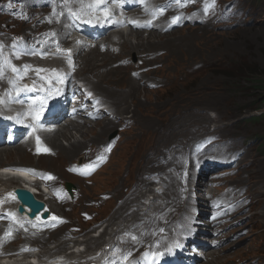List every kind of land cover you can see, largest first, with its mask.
<instances>
[{
	"label": "rangeland",
	"instance_id": "374dc122",
	"mask_svg": "<svg viewBox=\"0 0 264 264\" xmlns=\"http://www.w3.org/2000/svg\"><path fill=\"white\" fill-rule=\"evenodd\" d=\"M143 1L135 0L137 13L128 11L141 25L156 18L155 6L159 7L163 1L165 6L159 9L168 10L169 1ZM224 3L229 4L230 13L219 11L220 17L218 8ZM214 5L209 14L200 9H203L201 0H191L178 11H187L186 19L200 22L185 20L188 22L181 25L180 20L168 31L160 28L173 24L169 20L150 30L112 27V35H102L95 47L94 42L79 45L82 42L77 39L86 36L71 30L62 0H0L1 50L17 52L14 63L27 58L23 52L37 48L36 38L47 42L55 35L54 26L48 24L49 11H54L55 20L61 21L62 35L66 40L77 41L68 44L70 52L76 53V62V47H86L78 57L76 75L106 107L99 118L83 127L89 137L85 134L86 138H82L72 127H68L69 139L59 136L67 146L69 141L86 142L103 131L97 141L87 142L74 158H60L47 138L43 141L52 153L50 161L38 159L41 155L33 153L36 145L30 142L26 145V140L8 149L14 153L19 145H26V157L14 156L13 160L3 153L2 161L52 174L54 178L48 185L63 188L62 199L53 192L48 201L53 214L64 218L54 227L58 229L50 232L60 235L38 236L36 240L42 244L26 240V247H20L22 251L41 253L44 263L48 258L54 262L62 258V264H90L86 258L107 249L103 247L108 246L109 238L116 247L97 259L102 264L110 256L115 262L132 250L136 251L135 257L140 253L138 248L149 252L151 240L146 238L147 230L158 221L169 222L168 227L179 225L168 234V242L172 235L178 233L181 239L182 233L188 231L196 238L206 236L201 239L211 246L204 251L197 246L188 248L194 255L193 264H264V90L259 88V82H264V0H219ZM224 18L232 21H223ZM144 19L147 20L142 22ZM126 37L131 45L137 44L138 39L142 45L132 49L124 43ZM115 41L118 44H109ZM35 53L31 51L28 58ZM82 56L93 57L92 65ZM67 57L65 48H61V53L51 58ZM43 63L56 64L45 59ZM94 64L97 67L90 72L87 67ZM48 65L41 71L53 74L54 68ZM5 81L3 77L0 86ZM70 97L73 99L72 94ZM17 117L21 119L19 113ZM105 119L112 123L102 129ZM114 131L111 142L114 147L105 150ZM33 133L32 130L26 139L33 138ZM217 140L216 149L223 151L227 161H234L233 165L225 166L226 162L219 158L222 155L215 154L217 150H207L200 154L204 158L197 159L203 149ZM93 156L99 169L91 178L80 182L68 172L69 166L77 163L81 166V162ZM9 183L1 186L7 188ZM221 197L229 201L216 199ZM12 202L10 197L2 200L8 206ZM210 207L217 221L211 226L203 212H209ZM135 219L138 220L134 223ZM194 223L200 224L199 228L205 232H199ZM40 227H30L29 233ZM20 240H24L23 234L2 241L0 253L11 244L13 248L16 244L23 246ZM61 243L64 244L59 247ZM89 250L91 254L87 255L85 252Z\"/></svg>",
	"mask_w": 264,
	"mask_h": 264
},
{
	"label": "bare ground",
	"instance_id": "6f19581e",
	"mask_svg": "<svg viewBox=\"0 0 264 264\" xmlns=\"http://www.w3.org/2000/svg\"><path fill=\"white\" fill-rule=\"evenodd\" d=\"M118 1L119 0H117V3H118ZM110 2V0L108 1V3ZM162 5H164L163 3H162ZM108 6V5H107ZM131 8V7H130ZM173 8V7H172ZM129 9V8H128ZM58 10H59V8H58ZM128 11H130V10H127V11H125V9L123 8V9H118V8H116V10H115V12H120L121 13V17L120 18H118V21H117V23L118 24H121V25H124V24H127V25H130L131 27H137V25H136V20L138 19V18H134V17H131L129 14H128ZM175 13V12H174ZM174 13H173V15H174ZM53 12L52 11H49V15H50V19H49V25L50 26H54L53 28H54V30L56 31V33H55V35L54 36H52L47 42H42L41 40H39V39H37L36 38V42L38 43V44H36L35 46H39L40 47V50L41 51H43V52H46V51H56L57 49H56V46H52L51 45V40L52 39H55V40H57L58 42H57V46H59V47H67V50H70V47H69V45L68 44H70V43H77V41H75V39L74 38H71L70 40H65L66 39V37L65 36H63L62 35V32L60 31V28H62V26H61V21H58V22H56L55 20H54V17H53ZM156 14H157V16H158V18L157 19H155L154 21H152L151 23H152V25H151V28H153V27H157L158 26V24H160L161 22H163L162 20H163V16H161V14H160V12H159V10L157 11L156 10ZM170 17V16H169ZM58 19V18H57ZM159 19H160V21H159ZM188 19V18H187ZM147 19H144V20H141L142 22L143 21H146ZM160 22V23H159ZM149 23V22H148ZM171 23H173L172 21H171ZM154 24H157L156 26H154ZM178 23H173V24H169L168 23V25H164V26H168V28H172V27H174L175 25H177ZM163 26V27H164ZM109 28L110 27H108V25L106 24V25H102V21L101 20H97L95 23H92V24H89V27L86 29V30H89L90 31V35H94L93 37H92V39H91V43H95L96 44V46L95 47H98L97 45L99 44L98 43V40L100 39V38H102V35H104V34H106V33H108L107 35H112V32H109ZM150 30V28L149 27H147V26H145L144 27V29H141V30ZM161 30H163V28H160ZM140 30V31H141ZM119 33H121V31L119 30L118 31ZM120 35V34H119ZM33 36V35H32ZM130 40V39H129ZM128 40V38L126 37L125 39H124V43L126 44V45H129L132 49H135V48H137V47H140L141 45H142V42L140 41V39H138L137 40V44H135V45H131V43H130V41ZM82 42V41H81ZM147 42V41H146ZM100 43H104V42H100ZM118 44V42H113V43H109V44ZM79 45H86V43L85 42H82V43H79ZM120 45H121V43H120ZM111 46H113V45H111ZM129 46H128V48H129ZM150 46V45H149ZM88 47V49H89V46H87ZM79 47H76V49L78 50V52H77V62H76V58H75V55H76V53H71V52H69L70 54H71V56L73 57V63H71L67 68H69L68 70L69 71H65V70H61L60 68H59V66H58V63H56V64H54V65H50L49 67H54L55 68V70H57L59 73H60V71L61 72H65L66 74H67V76L70 74V72L72 71L73 72V74H75L76 75V67H77V64L76 63H78V57H79V55H80V53H82L81 52V50H84V49H86V47L85 46H81L79 49H78ZM91 48V47H90ZM94 48V47H93ZM2 51V50H1ZM89 51H91V50H89ZM84 56H82V59H85V60H87V64L88 65H92V61H93V57H84ZM39 58H42V56L40 55V54H36V56L34 57V59L35 60H37V59H39ZM25 62H22L21 64H24ZM17 66L19 65L18 63L16 64ZM25 66H29L30 65V61L28 60L27 61V63H25L24 64ZM56 65V66H55ZM1 66H2V64H1ZM118 66V65H117ZM96 64H94L93 66H91V67H87L89 70H90V72H92V71H94L95 69H96ZM4 67L2 66V71L5 73V75H6V72H5V68L3 69ZM88 71V70H87ZM89 72V73H90ZM22 73V72H21ZM94 73V72H93ZM36 74V73H35ZM24 75V73H22L21 74V76H23ZM37 75H40V77L42 76L41 74H37ZM76 76H78V75H76ZM18 77H20V76H18ZM79 77V76H78ZM27 78H29V76L28 77H26L25 79H27ZM48 78V77H47ZM81 78V77H80ZM30 79V78H29ZM49 79V78H48ZM39 81H41V80H39ZM41 85H43V83H41ZM64 85H60V89L63 87ZM1 87V86H0ZM88 89L90 90H92V88H90V87H88ZM8 90H9V88H8ZM90 90V91H91ZM132 93V92H131ZM49 94L51 95L52 94V98H53V103H54V105L59 109V116H60V114H61V112H62V110L64 109L63 107H64V102L62 101V99L64 98V94H60V93H58V91H52V92H49ZM96 94V93H95ZM12 97H15V99L16 100H18L19 98H21V94L19 93L18 95H14V94H12ZM9 99H7L5 102H7ZM5 102L3 103V102H0V107L1 106H5ZM70 108H72V105L70 106ZM20 109H18V110H16L15 111V114H12L11 112H9L7 109H5V110H2V113L4 114V115H6L7 117H9V118H11L12 120H13V124L15 125V128L11 131V134H12V136H14L15 137V139L14 140H16L17 138H19L20 137V135H21V133H23V134H25L26 133V131H27V128H26V124H25V121H27V120H24V122H20V121H18V120H16L15 119V117H17V113H19L20 114ZM101 112H102V108H101ZM76 114L78 115H82V112L81 111H78V112H76ZM66 115H69L68 113L66 114ZM20 118H21V115H20ZM66 117L64 116L63 117V120L65 119ZM21 120H22V118H21ZM62 120V121H63ZM105 120H107L103 125H102V129L103 128H107V126H109L112 122L110 121V119L108 120V119H105ZM69 121V122H68ZM68 121H66L67 123H63V126H61L62 128H64V130L66 129V131H64L62 128H60V127H58V125H60L61 124V122H59L58 124H57V127L56 128H54V129H52V130H38L37 129V127H34V129H33V131H34V133H33V138H29V139H27L26 140V145L28 144V142H30L32 145H37L36 144V140H35V138H39L42 142H43V144L47 147V148H49L48 146H47V144L43 141L44 139L46 140V138L49 140V143L51 144V146H52V148L55 150V153H57L58 154V156L61 158H64L65 160H68V159H70V158H74L75 156H76V154L78 153V152H80L81 150H82V148L84 147V145L87 143V142H89V141H91L92 140V142H95V141H97L98 139H99V137H100V135H102V133H103V131L101 130L100 131V133L96 136V138H92V139H89V140H87L86 139V142H81V141H79L78 139H74L73 141H69V143H68V145L67 146H64L62 143H61V141H60V139H59V136H62L63 138H66V139H69V137H70V135L67 133L69 130H68V127H72V128H74V129H76V131H79L83 136H82V138H86V136H85V134L88 136V134L86 133V131H84L83 130V127L86 125H90L91 123H90V121L89 120H87V119H83V118H81L80 116H78V117H74L73 119H71V120H68ZM79 121V122H78ZM84 122V123H82V122ZM28 122H30V125L32 124V122L31 121H28ZM50 123V122H49ZM54 123H56V121L54 122ZM47 124H45L44 126H46ZM107 133V132H106ZM106 133H104V135L106 134ZM45 134H46V136H45ZM109 134V133H108ZM42 135V136H41ZM71 136H73V134L71 133ZM89 137V136H88ZM3 139V133H2V131L0 132V163H1V166L0 167H14V168H17V169H27V168H25L23 165H20V164H16V162H14V163H11V162H4V161H2L1 160V157H2V155H3V153L5 154V155H10V157L9 158H11V159H15V158H12V157H14V156H18V157H20V156H22V157H26L27 156V154H26V152H25V146L23 145H19V147H17L16 149H15V152L14 153H9V151H8V149L10 148V146L11 145H6L5 144V142L2 140ZM107 142H105V144H106ZM14 144V143H13ZM104 144V145H105ZM5 146H7V147H5ZM232 146L233 147H235L236 146V142L235 141H233L232 142ZM4 147V148H3ZM107 149H109V147H106V149L105 150H107ZM226 153H230V154H232V153H235V151H226V150H224ZM12 152V151H11ZM223 152V151H222ZM39 155H41V156H38L37 158L38 159H41V160H43L44 162L45 161H50L51 159H52V153H50V150H47V151H45V152H43V153H41V154H39ZM12 160V161H13ZM207 159H204L203 161H206ZM199 162V161H198ZM195 163H197V162H195ZM78 164V163H77ZM85 166H86V168H80L79 166L80 165H71V166H69L68 167V172L74 177V178H76V179H79V181L80 182H82V180L83 179H88V178H91L93 175H91L94 171L95 172H97L98 171V169H99V167L97 166L98 164H96V160H95V156H93L92 158H87L86 159V161H85ZM83 164H81V166H82ZM199 166V165H198ZM20 167H22V168H20ZM58 169H60V167H58ZM51 175V179H53L54 178V176L52 175V174H50ZM172 176V175H171ZM170 176V177H171ZM1 178H4V179H6V180H8V181H10L11 182V185H12V183L13 182H17V183H15V184H13V188H16V187H19V186H33L31 183H29V182H27V181H25V180H21L22 182H23V184H19L18 183V181H19V179H16V178H14V177H12V176H9V175H7V174H5V175H0V179ZM172 178V177H171ZM174 178V177H173ZM164 180V179H163ZM172 183V182H171ZM5 184V183H4ZM68 184V183H67ZM9 187L10 186H8L7 188H5V187H2L3 189H1L0 191H2V192H0V200L1 199H3V198H5V197H9V193L11 192V191H8L9 190ZM12 193V192H11ZM59 193L61 194V191H59ZM37 197H40V194H38V195H36ZM223 196V195H222ZM62 197L63 196H61V199H62ZM130 197H131V195H130ZM130 197H128L126 200H128ZM10 198L11 199H14L15 198V194L14 193H12V194H10ZM169 199V198H168ZM15 200V199H14ZM2 205V203H0V206ZM202 207L200 204H197V207ZM216 206H217V204H216ZM204 207V206H203ZM220 207V206H219ZM3 207H0V209H2ZM49 210H50V208H49ZM118 213V212H117ZM63 218V217H62ZM63 220H64V218L62 219V222H63ZM138 219H135V220H133V222L135 221H137ZM145 221H147V220H145ZM215 221L216 220H208L207 221V223H208V225L209 226H211V225H213V224H215ZM134 222V223H135ZM206 222V221H205ZM61 223V222H60ZM60 223H58L56 226H58ZM50 224H53V222H51ZM41 225H43V229H47V228H49V229H47V230H43V231H35V235H33L32 236V234H30L29 232H30V229H19L18 227H15V226H13L12 224H10L9 222H5V221H3L1 218H0V243H2V241H5V240H10V238H11V236L12 237H14V236H16V235H20V234H23V236H24V240H20V241H22V245L23 246H25V244L27 243L26 242V240H32V241H35V242H37L38 244L40 243V244H42L41 242H39L38 240H36V239H38V236H39V238L40 237H42L43 235L45 236V234H48V235H51L50 234V232H52V231H55L56 229H58V228H51V227H49L48 226V223H44V224H41ZM194 226L196 227V229L197 228H199L200 227V224H197V223H194ZM171 227H173V225L171 226ZM179 227V225H176V227H174V228H178ZM143 228V227H142ZM171 228H168L167 230H170ZM199 229H201V228H199ZM17 232V233H16ZM170 232V231H169ZM60 235V234H59ZM58 234H53V235H51L53 238H57V236H59ZM201 238H205L204 236H199V238H194V241H193V245L196 243V242H198V243H200V242H202L201 240ZM201 239V240H200ZM155 240H157V236H155V238L153 239V244H154V242H155ZM7 242V241H6ZM88 242V241H87ZM63 244L64 243H61L60 245H59V247H61V246H63ZM128 244V243H127ZM132 244V243H131ZM130 244V245H131ZM13 245H15V244H13ZM19 244H16L15 246H14V248L12 247V244H11V246H9L8 248L7 247H3L4 248V250H2L3 252H1L0 253V255H2V254H5V253H8V252H13V253H15L16 251H18L19 249H20V247H22V246H18ZM21 245V244H20ZM32 245V244H31ZM78 245V244H77ZM76 246V245H75ZM74 247V246H73ZM18 249V250H17ZM6 251V252H5ZM10 252V253H11ZM50 252H51V250H50ZM205 252H207V250L205 251ZM45 253H47V252H45ZM39 255L41 254V253H38ZM91 253H87V255H90ZM44 256H46V255H44ZM98 256V255H97ZM97 256H93V257H89L88 259L86 258V260H88V262H90V264H98V261H101V260H99V259H97ZM187 256L191 259V254H189V253H187ZM70 257V256H69ZM71 258V257H70ZM70 258H69V260H70ZM67 260H68V257H67ZM66 260V261H67ZM111 262H112V258H110L109 259ZM136 261H138V259H135ZM140 260V259H139ZM180 260L183 262L182 264H189V262L185 259V257H181L180 258ZM53 263V262H52Z\"/></svg>",
	"mask_w": 264,
	"mask_h": 264
},
{
	"label": "clouds",
	"instance_id": "9594fccd",
	"mask_svg": "<svg viewBox=\"0 0 264 264\" xmlns=\"http://www.w3.org/2000/svg\"><path fill=\"white\" fill-rule=\"evenodd\" d=\"M109 1V0H108ZM166 2L167 1H169L168 3H169V6L171 5L173 8L172 9H170V7L169 6H166L167 8H168V10L166 11V10H164V9H159L160 8V6L162 5V3L164 2H162L161 4H158L157 6H159V7H156L155 6V15H156V18L155 19H157L158 17H157V14H156V10L158 11L159 10V12H160V14H161V16H164V21L161 23L162 25L163 24H165L168 20H169V22L170 21H172V17H174V16H179V21L181 20V22H182V24L181 25H184V24H186L188 21L189 22H200V20L199 19H195V20H192V21H190L189 20V17H188V19H186L185 18V13L187 12V11H185V12H179L178 11V9L179 8H181V6H178L177 5V3H176V0H165ZM218 1L219 0H201V3H203V8H204V6H205V3L207 2V3H209V4H213V3H218ZM60 2H61V0H60ZM62 2H63V4H64V7L65 8H67V17L69 18V20H70V24H71V30L72 31H74V32H76V33H79V34H82V35H84V36H86V39H83V38H80V39H77V41H82V42H85L86 43V45H89L90 43H91V39H92V37L94 36V35H90V31L89 30H86L88 27H89V24H92V23H95L97 20H101L102 21V25H108V27H110L109 28V32H112L111 30H112V27H124V26H126V27H128L129 29H132V28H142L143 27V29H144V27L145 26H147V27H149V28H151V25H152V21H154L155 19H153L152 21L151 20H148V21H146V24H144V25H141L140 24V22L138 21V19L136 20V23H138V24H136L137 25V27H131L130 25H127V24H124V25H121V24H118L117 23V21H118V18H120L121 17V13L120 12H115V10H116V8H118V9H125V11H127V10H130V11H134L135 13H137V9L139 8V7H137L136 6V2H135V0H122V2H120V0L118 1V3H117V0H110V2L108 3L107 2V4H106V6H107V8L109 9V11L112 13V15H111V22H105V20H104V15H103V13L102 12H99V11H87L86 10V6H87V4L88 3H90L91 2V0H84V6H85V11H81V4L79 3V2H69L68 3V5L67 6H65V0H62ZM144 2V1H143ZM162 6H165V5H162ZM218 6V5H217ZM131 7V8H130ZM216 6H214L213 8H215ZM69 8L71 9V12H69ZM129 8V9H128ZM200 9L203 11V9L200 7ZM229 4H227V3H224V4H222V7L221 8H218V13L217 14H220V17H222V14L221 13H219V11H224L225 13H230V11H229ZM52 11V10H51ZM53 13H54V11H52ZM175 12V13H174ZM204 12V11H203ZM74 13V14H73ZM172 13H174V15H172V16H170V14H172ZM208 13L210 14V9H209V11H208ZM54 15L55 14H53V17H54ZM72 15H74L75 17H74V19H76L77 20V18H78V20H79V26H78V29H80L79 30V32H78V30H76L75 28H74V26H75V23L76 22H72V19H71V17H72ZM191 15V14H190ZM50 16V15H49ZM170 16V17H169ZM49 19H50V17H49ZM49 19H48V24H49ZM232 19V18H231ZM231 19H229V20H227V19H225L224 18V20L223 21H232ZM234 19H236V18H234ZM54 20H55V18H54ZM185 20H188V21H185ZM56 21V20H55ZM89 21H92L91 23H89ZM56 22H58V21H56ZM149 22V23H148ZM186 22V23H185ZM157 24H154V26H156ZM158 25H160V24H158ZM153 28H156V27H153ZM75 29V30H74ZM169 30V28H168V26H165L164 28H163V31H168ZM56 32V31H55ZM114 33V32H113ZM106 34H108V33H106ZM66 40V39H65ZM57 40H55V39H52L51 40V45L52 46H56V51L54 52L53 50L52 51H46V52H43V51H41L40 50V47L39 46H37V48L34 50V48H31V49H27V52H23V54H24V56L25 57H27V58H24V59H22L21 61H19L18 62V64H21L22 62H25V63H27V61L29 60L30 61V65H29V70H28V73L31 75V76H35V75H37V74H41L42 75V77H45L47 80H50V81H52V83L54 82V83H56V82H58V81H56V79H55V77H57L58 75H61L62 73V75H66L65 76V79L61 76V81H66V83H65V85H64V87H71V85L74 83V84H76V85H79L80 83H83L81 80H80V78L78 77V76H76V75H73V72L71 71L70 72V74L67 76V74L65 73V72H61L60 71V73L57 71V70H55V68H54V73L53 74H49V73H43L41 70H42V68L43 67H45V66H47L48 64H46V63H43V60L45 59L46 61L47 60H50V61H52V62H56V63H58V66H59V68L61 69V70H65V71H69L68 69L69 68H67L71 63H73V57L71 56V54L68 52V50H67V47L65 46V47H59V46H57V42H56ZM76 41V40H75ZM61 48H65V51L66 52H68V56L69 57H67L66 59H61V60H52V55H56V54H60L61 53ZM31 51H33V52H36L33 56H32V58L31 59H29L28 57H30V53H31ZM36 54H40L41 56H42V58H39V59H37V60H35L34 59V57L36 56ZM52 54V55H51ZM51 55V56H50ZM69 60L71 61V63H69ZM14 64H17V63H14ZM48 66H50V65H48ZM36 73V74H35ZM40 76V75H39ZM72 76H75L77 79L74 81L73 79H72ZM49 79H48V78ZM46 82V81H45ZM84 84V83H83ZM47 85V83H43V86H46ZM85 85V87H86V90H87V92L90 94V96H95L96 97V95L94 94V91L93 90H89L88 89V86L86 85V84H84ZM96 120V119H95ZM115 132V131H114ZM112 133V134H114V136H115V134L116 133ZM112 134H110V136H112ZM69 186H71V185H69ZM69 186H67V189H68V187ZM156 219V218H155ZM155 219H153V220H155ZM207 221V220H206ZM168 223L169 222H165L164 224H163V222L161 223V222H158V221H155L153 224H152V222H150V225H151V229H149L148 228V230H147V234L146 235H149V236H156L157 234H165L166 236H168V234H170V232L172 231V228L176 225V223L175 224H171V225H173V227H171V225L168 227ZM165 227L168 229V228H171L170 230H168L167 231V229H165ZM22 229V228H21ZM161 229H163L164 230V233L161 231ZM200 230H204V229H198V231L200 232ZM205 230H207L208 231V229H205ZM170 231V232H169ZM200 236V235H199ZM199 236H197V238H199ZM148 237V236H147ZM146 237V238H147ZM205 238H206V236H204ZM167 240V239H166ZM201 240V239H200ZM165 241V240H164ZM193 241L194 240H190V243H189V245H188V247H187V250H188V248H190V245L193 243ZM202 242H200L199 244V247L200 248H202L203 249V251L206 249V248H208L209 246H211V244H208V243H206L204 240H201ZM200 258V257H199ZM196 264H198V263H196Z\"/></svg>",
	"mask_w": 264,
	"mask_h": 264
},
{
	"label": "snow or ice",
	"instance_id": "6c2138e0",
	"mask_svg": "<svg viewBox=\"0 0 264 264\" xmlns=\"http://www.w3.org/2000/svg\"><path fill=\"white\" fill-rule=\"evenodd\" d=\"M69 2H79L81 4V11H85V6H84V0H65V6L68 5ZM108 0H91L90 3L87 4L86 6V10L87 11H99L102 12L104 15V20L105 22H111V15L112 13L109 11V9L107 8L106 4H107ZM120 2H122V0H120ZM141 3H143V0H140ZM191 2V0H176V3L178 6H185L187 3ZM215 5L213 4H209V3H205V6L203 8V11L205 13H208L210 8H213ZM69 12H71V9L69 8ZM74 14V13H73ZM193 15H195V13H193ZM92 21H89V23H91ZM172 22L173 23H178L179 22V16H174L172 17ZM70 52V50H68ZM5 63H10L8 61H5ZM69 63H71V61L69 60ZM0 71H2V66H0ZM12 71H17V69L13 66L12 67ZM55 71V70H53ZM27 89V86H25V90ZM33 118L34 119H38L40 116L39 112H33L32 113ZM40 149H38L39 151ZM44 151H47V149H44ZM23 171H30V170H23ZM51 178V177H49ZM53 219H56L55 217H53ZM161 231H163V229H161ZM133 240L136 239L135 236L132 237ZM160 254L157 253H153L152 254V261H156L158 259ZM126 259V258H125Z\"/></svg>",
	"mask_w": 264,
	"mask_h": 264
},
{
	"label": "water",
	"instance_id": "95a60500",
	"mask_svg": "<svg viewBox=\"0 0 264 264\" xmlns=\"http://www.w3.org/2000/svg\"><path fill=\"white\" fill-rule=\"evenodd\" d=\"M112 136H114V134H112ZM15 192L17 194V197L21 200V202L28 205V207L30 208L29 214L32 216L35 215L36 212H38L39 209H41L44 206L42 201L36 199L34 195L27 189L16 188ZM20 210H22V207H20ZM45 215H47V213H44V216Z\"/></svg>",
	"mask_w": 264,
	"mask_h": 264
},
{
	"label": "trees",
	"instance_id": "16d2710c",
	"mask_svg": "<svg viewBox=\"0 0 264 264\" xmlns=\"http://www.w3.org/2000/svg\"><path fill=\"white\" fill-rule=\"evenodd\" d=\"M259 85H261V87H259V88L264 90V82L262 80L259 82ZM252 117H256V115H252ZM263 148H264V145H263Z\"/></svg>",
	"mask_w": 264,
	"mask_h": 264
}]
</instances>
